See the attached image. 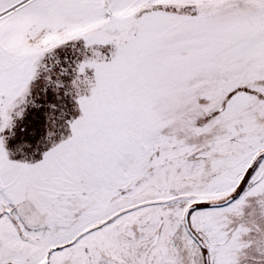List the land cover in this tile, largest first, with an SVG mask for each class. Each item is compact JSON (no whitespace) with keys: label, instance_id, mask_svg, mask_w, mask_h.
<instances>
[{"label":"snow or ice","instance_id":"snow-or-ice-1","mask_svg":"<svg viewBox=\"0 0 264 264\" xmlns=\"http://www.w3.org/2000/svg\"><path fill=\"white\" fill-rule=\"evenodd\" d=\"M0 264H264V0H0Z\"/></svg>","mask_w":264,"mask_h":264}]
</instances>
